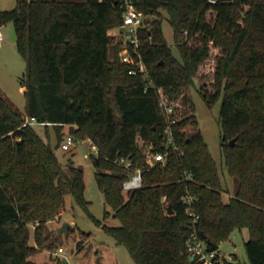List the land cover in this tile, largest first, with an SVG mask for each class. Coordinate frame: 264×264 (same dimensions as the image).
<instances>
[{
    "label": "trees",
    "instance_id": "trees-1",
    "mask_svg": "<svg viewBox=\"0 0 264 264\" xmlns=\"http://www.w3.org/2000/svg\"><path fill=\"white\" fill-rule=\"evenodd\" d=\"M132 1L154 15L138 29V53L126 43L148 77L131 73L137 67L132 62L110 58L109 30L124 22L119 0H17L0 10V26L13 23L27 61L20 77L25 110L0 86V264H37L30 240L43 244L46 223L61 215L66 194L89 211L84 168L72 157L63 164L50 144V127L56 146L67 133L97 146L92 160L109 207L104 215L120 220L102 227L137 264H204L190 258L191 233L210 250L205 238L219 247L236 228L248 229L249 261L221 260L217 253L214 264H264V0ZM162 11L174 46L164 35ZM212 48L219 49L213 77L199 93L209 106L222 98V156L237 178L228 201L189 94ZM161 93L176 102L173 130L183 153L166 148ZM32 118L45 127L46 138L35 124H24ZM150 144L168 151L165 164L147 166ZM117 156L143 166L141 186L124 188L128 172L114 161ZM186 193L193 196L190 204Z\"/></svg>",
    "mask_w": 264,
    "mask_h": 264
},
{
    "label": "rangeland",
    "instance_id": "rangeland-1",
    "mask_svg": "<svg viewBox=\"0 0 264 264\" xmlns=\"http://www.w3.org/2000/svg\"><path fill=\"white\" fill-rule=\"evenodd\" d=\"M16 1L0 0V10L13 8ZM162 12L164 14L162 21L164 35L168 43L174 46L173 27L165 11ZM153 18L154 15L144 14L143 24L148 25ZM0 30L4 36V39L0 40V86L25 110L27 96L20 77L27 70V61L21 55L17 43L12 37L13 23L11 21L3 23ZM109 32L114 37L113 42L109 45L110 58H120L123 47L132 36L121 31L120 27H113ZM217 54H219V49L212 48L210 57L201 64L199 76L195 77V85L190 88L189 94L196 104L195 113L199 125L219 167L224 188V200L228 201L235 192L237 178L228 173L222 156V126L220 122L222 98L220 97L214 105L209 106L199 93L201 85L204 83L208 87L212 80V70L216 65ZM35 127L46 138L45 127L38 123L35 124ZM50 133L52 136L50 144L63 164L66 165L68 157H72L76 165L84 168L87 183L85 196L90 201L88 204L90 212L79 205L72 194H66L64 213L46 223L43 244H36L34 237L30 240L36 246V251L30 255V258L37 264H65L61 260L65 256L68 257L70 264H137L127 246L118 243L115 237L102 227L103 224L118 225L120 220L113 215L107 217L104 215L105 209L109 207L105 203L104 195L95 178L92 154H96L97 150L93 147V142L89 138H84L71 145L69 150H65L61 145L56 146L57 138L53 127H50ZM66 222L71 223L72 227L60 231ZM31 227L33 235L34 225ZM248 237L247 229H234L229 238L219 243L217 248L219 258L235 262H248L245 247ZM60 246L64 249L63 253L58 251Z\"/></svg>",
    "mask_w": 264,
    "mask_h": 264
},
{
    "label": "built area",
    "instance_id": "built-area-1",
    "mask_svg": "<svg viewBox=\"0 0 264 264\" xmlns=\"http://www.w3.org/2000/svg\"><path fill=\"white\" fill-rule=\"evenodd\" d=\"M120 6L122 8L123 14V26L125 29L130 30L131 39L130 42L134 43V52L138 53L137 47L139 45V38H138V29L143 23V13L138 10L132 0H119ZM212 3L217 2V0H210ZM4 36L0 30V40H3ZM128 42V41H127ZM126 42V43H127ZM121 59L127 62H132L137 67L131 68L129 71L131 73H135L138 70L141 71L145 77H148V71L146 66L141 58L136 59L126 44L123 47ZM159 106L161 107L162 111L164 112L166 119H167V126L164 129V142L166 144L167 150H174L178 151L179 153H183V150L179 148L178 144L175 142V135L173 130V124L176 122V118L174 115L176 113V102L170 100L169 98L162 95L159 96ZM27 123H40L36 118H32ZM46 123V122H41ZM79 139H77L72 133H67L61 147L65 150H69L71 145L78 143ZM93 147L96 148L97 146L93 144ZM145 153V162L148 167H152L156 165L158 162L165 164L167 162L168 151H161L156 150L153 144L148 145L144 149ZM114 161L119 165L123 166L127 172L128 177L124 181V188L125 189H134L142 185V165H135L132 158L129 156H117ZM192 173H188V176L191 177ZM183 199L190 204L193 201V196L189 193H186L183 196ZM189 214H192L190 206L188 205L187 208ZM58 251L63 253V247H58ZM188 251L191 255H194L197 260L204 264H214L217 261V251L216 249H208L205 242L200 239L195 231L191 233L190 238L188 239ZM67 257V256H66ZM68 258V257H67Z\"/></svg>",
    "mask_w": 264,
    "mask_h": 264
},
{
    "label": "water",
    "instance_id": "water-1",
    "mask_svg": "<svg viewBox=\"0 0 264 264\" xmlns=\"http://www.w3.org/2000/svg\"><path fill=\"white\" fill-rule=\"evenodd\" d=\"M120 30L121 31H125L127 34L130 33V30H128V29L126 30L125 29V26H123V25L120 27ZM11 34H12L13 39L16 40V34H15L14 30L11 31ZM234 141H235V139H232L231 140V144H234ZM167 212L168 213H173V209H172V205L171 204H169L168 209H167ZM70 227H72V224L69 223V222H66L62 226V228L60 229V231L68 230ZM205 239H206L207 243L210 244L214 249H217L218 248V244L217 243L211 241L210 239H207V238H205ZM190 258L191 259H194L195 257H194V255H191ZM63 261L68 264L67 258H64Z\"/></svg>",
    "mask_w": 264,
    "mask_h": 264
},
{
    "label": "crops",
    "instance_id": "crops-1",
    "mask_svg": "<svg viewBox=\"0 0 264 264\" xmlns=\"http://www.w3.org/2000/svg\"><path fill=\"white\" fill-rule=\"evenodd\" d=\"M64 213V209H63V211H62V213H61V215ZM60 215V216H61ZM52 220H54V219H52ZM50 221V220H49ZM244 229H247V228H244ZM247 231H248V229H247ZM64 258H67L66 256L65 257H63L61 260H62V262L63 263H65L63 260H64ZM67 261H68V264H70V262H69V259L67 258ZM65 264H67V263H65Z\"/></svg>",
    "mask_w": 264,
    "mask_h": 264
}]
</instances>
